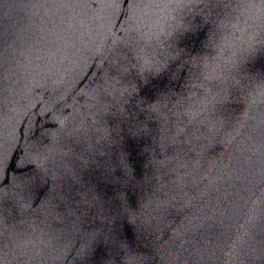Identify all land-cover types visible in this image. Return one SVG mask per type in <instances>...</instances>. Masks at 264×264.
I'll return each mask as SVG.
<instances>
[{"label":"water","instance_id":"1","mask_svg":"<svg viewBox=\"0 0 264 264\" xmlns=\"http://www.w3.org/2000/svg\"><path fill=\"white\" fill-rule=\"evenodd\" d=\"M0 180V264H264V0H0Z\"/></svg>","mask_w":264,"mask_h":264},{"label":"snow or ice","instance_id":"2","mask_svg":"<svg viewBox=\"0 0 264 264\" xmlns=\"http://www.w3.org/2000/svg\"><path fill=\"white\" fill-rule=\"evenodd\" d=\"M121 166L124 168L126 174H128L130 170L128 166L123 162V160L121 161ZM2 183L3 181L0 180V185H2ZM7 194L8 193L5 192L4 188L0 186V201H2ZM0 224H2V219H0ZM2 237L3 231L0 230V255H2L3 250ZM124 264H139V255L129 253L128 256L125 258Z\"/></svg>","mask_w":264,"mask_h":264}]
</instances>
